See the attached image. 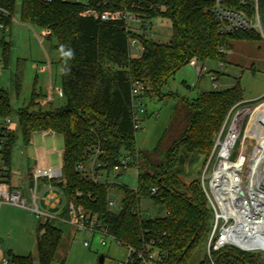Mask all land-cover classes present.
<instances>
[{
    "label": "trees",
    "instance_id": "16d2710c",
    "mask_svg": "<svg viewBox=\"0 0 264 264\" xmlns=\"http://www.w3.org/2000/svg\"><path fill=\"white\" fill-rule=\"evenodd\" d=\"M239 1L231 0L234 8H241ZM259 2L264 12V0ZM14 6L15 0H0V7L11 15ZM85 8L82 4L59 1L44 4L41 0H21L20 22L45 31L49 39L55 40L65 103L43 110L45 97L32 93L26 106L14 110L8 92L0 89V117H15L16 132L24 146L34 133L51 132L62 138L58 181L63 185L59 187L54 182L65 202L61 219L68 217L67 205L72 203L94 215L121 246L144 252L154 243L167 264H209L205 244L212 212L199 179L185 180L186 168L200 156L204 163L226 116L243 101V91L236 82L230 88L198 93L189 100L175 93L163 94L162 90L192 59L197 64L216 61L224 67L230 65L226 54L235 42L260 38L254 32L219 33L210 3L204 0H89L88 8L101 12L128 10L149 26L154 19L168 20L171 35L165 43L128 30L123 22L82 17ZM244 9L250 11L248 5ZM10 22L5 20V26ZM131 38L143 46V52L135 58L130 56L128 47ZM0 45L6 65L10 46L5 42ZM135 81L143 83V97L169 100L173 104L169 124L151 151L135 146L130 96ZM15 90L18 93L17 79ZM16 139L15 132L6 133L3 150L6 171L1 178L9 177ZM92 149L102 152L98 171L107 178L124 155L130 158V166H136L137 187L117 186L123 198L116 213L107 208L108 192L113 186L95 183L76 170L77 165L87 161ZM152 188L156 190L154 194L150 193ZM141 198L152 199L158 209L163 208L162 213L155 218H142L138 211ZM54 222L46 219L37 225L38 264L52 262L61 240V231ZM11 259L13 264H33L30 255H11ZM212 260L215 264H264L263 255L232 247L213 253Z\"/></svg>",
    "mask_w": 264,
    "mask_h": 264
},
{
    "label": "rangeland",
    "instance_id": "374dc122",
    "mask_svg": "<svg viewBox=\"0 0 264 264\" xmlns=\"http://www.w3.org/2000/svg\"><path fill=\"white\" fill-rule=\"evenodd\" d=\"M86 0H82L84 2ZM21 0H15V6L11 15V22L3 31H0V43L5 42L10 46L8 61L4 65L2 61V50L0 45V65L2 67L0 76V89L8 92L9 103L12 109L26 106L32 93L42 94L46 91L49 82L51 83L53 101L47 98L42 103V109L58 108L64 105L65 99L61 90L60 68L57 65L58 54L54 49L55 40L49 39L45 31L34 26L23 24L19 19ZM262 12V11H261ZM264 13V12H262ZM154 40L167 42L171 35V25L168 20L154 19L151 22ZM226 60L233 65H224L220 68L216 61H207L204 64H197L196 67L186 65L181 68L165 85L163 94L175 93L184 96L189 100L196 97L198 93L208 91H221L239 83L243 91V101L232 108V115L246 111L239 123L243 124V133L238 140V145L243 146V153L247 157L249 148L255 145L256 140L246 136L243 142V134L251 120L261 121L264 117V41L262 39L251 42H235L233 49L226 54ZM197 67H203L198 75ZM217 76V86L211 76ZM19 84L18 93L15 90V83ZM143 108L146 116L140 121V129L136 132L134 140L138 150L151 151L161 139L164 130L167 128L172 112L173 104L169 100L157 101L143 97ZM50 103V104H49ZM16 123L15 118H12ZM17 136L15 147L11 152L9 177L4 178L12 190L21 193L26 208L13 205H0V263L3 259L8 264H13V256H31L33 264H38L36 259V229L39 222L31 211L34 206L31 199L30 188L33 183L25 182L28 170L32 168L31 162L25 161L27 155L26 147L22 144L20 135L14 129ZM40 148L51 151L49 160L52 167H59L60 160L58 151L62 140L58 137H44L40 134L33 139ZM258 142V141H257ZM238 150L234 154L237 155ZM160 153L159 157H162ZM186 168L185 180L199 179L203 170L202 157ZM205 162V161H204ZM248 169L245 168L243 179L245 180ZM101 182H107L113 187L109 190V199L115 203L113 212H118L123 194L117 186H124L128 189L137 187L136 166H129L118 177L111 174L106 178L102 174ZM48 184V180L42 179L37 183L35 189L37 197L36 204L39 210L47 211L44 200L39 201L41 184ZM43 192V196L49 195ZM54 200L49 203L52 205ZM63 204V200H62ZM60 208V206H57ZM138 211L142 218H155L159 215L156 203L150 198H141L138 204ZM56 218L54 225L62 234L61 240L50 264H124L128 258V250L119 245L111 237H103L99 234H92L88 231H76L75 228L58 217L53 211H47ZM68 218V217H67ZM64 218V220H67ZM100 239L105 245H100ZM83 242L89 243L85 247ZM102 257V263L100 258Z\"/></svg>",
    "mask_w": 264,
    "mask_h": 264
},
{
    "label": "built area",
    "instance_id": "2783aa9c",
    "mask_svg": "<svg viewBox=\"0 0 264 264\" xmlns=\"http://www.w3.org/2000/svg\"><path fill=\"white\" fill-rule=\"evenodd\" d=\"M44 4L55 1L68 4H82L86 7L80 14L82 17H89L103 22H123L128 30L133 31L144 38H154L152 25L149 26L135 13L128 10L98 11L88 8L89 0H41ZM210 3V9L216 18L217 30L221 34H233L238 32H254L264 41V13L260 10L259 0H240L239 9L234 8L231 0H204ZM248 5L250 11L244 8ZM5 20L11 21V14L0 7V31L5 29ZM130 56L135 58L143 52V46L136 38H131L128 43ZM189 65L196 67L194 59ZM203 69V68H202ZM197 67V72L202 71ZM2 67L0 65V76ZM211 79L214 86H217L216 75ZM144 85L140 81H135L131 89V122L134 131L140 129V121L146 116L143 108ZM232 110L226 116L220 131L216 134L211 151L204 162L203 170L199 175L201 189L206 197L208 206L212 212L211 230L206 244L205 254L209 264H215L212 254L225 247H232L241 252L259 254L264 256V145L259 144L254 136L243 134V142L246 136L256 140L254 146L249 148L250 153L246 157L243 153V144L238 145V140L243 133V124L236 120L238 112L232 115ZM14 116L0 117V205L8 204L21 208H26L25 201L20 192L12 190L7 181L1 178L5 175L6 168L3 164V150L6 133L13 132L16 123H13ZM16 121V119H15ZM248 127V125H247ZM247 129V128H246ZM246 131V130H245ZM238 150L237 155L234 156ZM102 152L99 149H92L87 155V161L76 166V170L93 182H101L100 178L104 172H99L101 164L98 161ZM130 166V158L126 155L119 158V162L112 168L110 173L118 177ZM245 168L248 169L245 180ZM60 169L37 168L30 174L29 180L33 187L30 188L33 210L37 219L54 220L51 216L43 214L37 204L35 189L37 183L42 179L48 180L44 186L45 200L55 199L53 192L59 191L54 182H59L61 176ZM109 175V176H110ZM107 178V177H106ZM155 188L150 193L154 194ZM115 203L108 199V211ZM121 209V202L120 208ZM68 218L64 222L72 225L76 231H88L92 234H99L103 237H110L106 228L98 222L94 215L85 212L81 207H75L72 203L67 205ZM118 210V211H119ZM112 238V237H111ZM117 242V241H116ZM118 243V242H117ZM119 244V243H118ZM85 247L89 243L83 242ZM100 245L104 246L105 241L100 239ZM120 245V244H119ZM128 258L124 264H167L161 257L154 243L149 244L144 252H136L129 247ZM0 264H8L5 259Z\"/></svg>",
    "mask_w": 264,
    "mask_h": 264
},
{
    "label": "crops",
    "instance_id": "0c3cea01",
    "mask_svg": "<svg viewBox=\"0 0 264 264\" xmlns=\"http://www.w3.org/2000/svg\"><path fill=\"white\" fill-rule=\"evenodd\" d=\"M230 65H233L231 63H229ZM220 68H223L224 70V67H221ZM217 78V76H216ZM218 80V79H217ZM51 92H52V88H51V83L49 82V85L46 89V91L44 92V97H45V100L46 98L51 102L53 101V95H51ZM50 104V103H49ZM40 134L42 138L44 137H58L62 140L61 137L51 133V132H40V133H34L32 136H31V139H30V142L26 147V150H27V155L25 156V161L26 162H31L32 164V168L30 170H28V174L27 176L25 177V182H31L29 180V177H30V174L33 170L37 169V168H40V169H45V168H52V169H61V165H62V152H63V141H62V146L60 145V149L58 151V155H59V160H60V164H59V167H52L53 165H51L50 163V160H49V154L51 151H47V150H44L43 148H40L38 143H36L33 139L34 137H36V135ZM10 170V169H9ZM42 182V181H41ZM42 185V188H41V191H40V196L39 198V201L41 200H44L45 204L48 206L47 207V211H53V212H56V214H58V217L61 213V209L62 207L64 206V200L62 199L61 197V194L59 191L57 192H53L52 195L55 196V199H50V200H45V196H43V190H44V186L45 184H41ZM58 185V183H57ZM39 184L36 186V189L38 188ZM48 196V195H46ZM51 200H54L53 204L50 205V201ZM62 200H63V204H62ZM57 206H60V208H58ZM43 214L47 215V216H51L52 218H54L53 214H49V212L47 211H42L40 210ZM56 220V218H54V221Z\"/></svg>",
    "mask_w": 264,
    "mask_h": 264
},
{
    "label": "bare ground",
    "instance_id": "6f19581e",
    "mask_svg": "<svg viewBox=\"0 0 264 264\" xmlns=\"http://www.w3.org/2000/svg\"><path fill=\"white\" fill-rule=\"evenodd\" d=\"M245 112L246 111H243V113L241 114L238 113L236 116V120L239 121ZM248 124L249 125L245 131V135L254 136L257 139L259 144L264 145V117L262 118L260 122L251 120Z\"/></svg>",
    "mask_w": 264,
    "mask_h": 264
},
{
    "label": "water",
    "instance_id": "95a60500",
    "mask_svg": "<svg viewBox=\"0 0 264 264\" xmlns=\"http://www.w3.org/2000/svg\"><path fill=\"white\" fill-rule=\"evenodd\" d=\"M59 172H60V170H59ZM60 174H61V173H60ZM62 185H63V182H62V181H59V182H58V186L61 187ZM162 211H163V208L160 207V208L158 209V213L160 214V213H162ZM102 261H103V260H102V257H101L99 262L102 263Z\"/></svg>",
    "mask_w": 264,
    "mask_h": 264
}]
</instances>
